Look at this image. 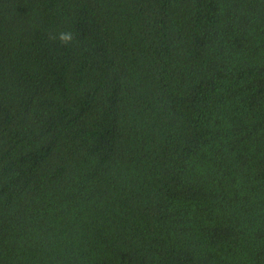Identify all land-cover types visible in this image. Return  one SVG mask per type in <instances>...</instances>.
Listing matches in <instances>:
<instances>
[{
    "label": "trees",
    "instance_id": "obj_1",
    "mask_svg": "<svg viewBox=\"0 0 264 264\" xmlns=\"http://www.w3.org/2000/svg\"><path fill=\"white\" fill-rule=\"evenodd\" d=\"M0 264H264V0H0Z\"/></svg>",
    "mask_w": 264,
    "mask_h": 264
},
{
    "label": "clouds",
    "instance_id": "obj_2",
    "mask_svg": "<svg viewBox=\"0 0 264 264\" xmlns=\"http://www.w3.org/2000/svg\"><path fill=\"white\" fill-rule=\"evenodd\" d=\"M53 39H56L57 37H52ZM58 39L63 44H68L73 40V34L70 31H62L58 34Z\"/></svg>",
    "mask_w": 264,
    "mask_h": 264
}]
</instances>
